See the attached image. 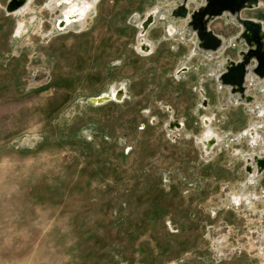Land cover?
Wrapping results in <instances>:
<instances>
[{
	"label": "rangeland",
	"instance_id": "obj_1",
	"mask_svg": "<svg viewBox=\"0 0 264 264\" xmlns=\"http://www.w3.org/2000/svg\"><path fill=\"white\" fill-rule=\"evenodd\" d=\"M202 1L0 0V264H264V77L250 60L246 97L221 79L248 45L224 13L202 48ZM239 16L264 25V4ZM149 194L165 211L128 237Z\"/></svg>",
	"mask_w": 264,
	"mask_h": 264
},
{
	"label": "water",
	"instance_id": "obj_2",
	"mask_svg": "<svg viewBox=\"0 0 264 264\" xmlns=\"http://www.w3.org/2000/svg\"><path fill=\"white\" fill-rule=\"evenodd\" d=\"M180 1L181 4L176 7L177 10H173L172 12L179 17H184L188 13V9L186 7L187 0ZM257 5V0H203L201 5H198L189 15L190 25L195 28L197 36L201 41L200 46L206 49H216L221 43V38L219 39V37L214 34L212 30L205 26V17L207 18L210 16L215 18L224 13H229L243 26L241 37L246 41L248 49L243 52V58L236 62V65L232 70L229 71L226 66V71L220 75L221 79L232 87L233 84L227 81L229 74H235L237 76L236 82L242 84L246 79L244 76L248 73L247 71L245 72V67L252 59L256 62L252 68V72L256 73L260 77H264V46L263 40L261 39V36L264 38V33L260 34L259 32L261 25L251 18H243L238 15L242 9L253 8ZM7 8H16L14 7L13 0H9ZM151 20L147 21L146 19L144 21V25L147 26ZM248 31L253 32L254 40L256 42L255 48H249V38L246 37ZM245 55H247L248 59H245ZM244 88L237 90L236 92L241 95L242 93H245ZM112 90L118 91L114 88ZM111 93L112 91L101 93L96 97L90 98L88 103L102 104L111 99H115ZM104 94L107 96L106 98L103 100H97Z\"/></svg>",
	"mask_w": 264,
	"mask_h": 264
},
{
	"label": "bare ground",
	"instance_id": "obj_3",
	"mask_svg": "<svg viewBox=\"0 0 264 264\" xmlns=\"http://www.w3.org/2000/svg\"><path fill=\"white\" fill-rule=\"evenodd\" d=\"M31 1V0H30ZM29 0H13V3H14V7L16 8H24L26 7L25 5L28 4V2H30ZM54 4V3H53ZM89 4L90 2L89 1H83L82 4H80L79 2L77 3H73L70 8L67 10V12L62 16L63 19L59 20V24L60 25H64L68 22H71V21H74V20H77L78 18L82 17V15L84 13H86L85 11L87 10V8L89 7ZM257 4H264V0H257ZM29 6V5H28ZM67 7V6H65ZM64 10V9H63ZM81 10L82 13H79ZM16 12V11H15ZM61 12V11H60ZM240 13H238L239 15ZM153 13L149 14L148 15V18H147V21L151 20V18L153 17L152 16ZM162 15V14H161ZM213 17H210L208 16L207 18L205 17V21H204V24L205 26L208 28V23L210 22V20L212 19ZM57 19V18H56ZM82 19V18H81ZM257 23H259L261 25V28L259 30L260 34L264 33V25L261 21L259 20H255ZM23 23V22H22ZM56 25V23H55ZM76 25V24H75ZM167 25V24H166ZM146 25H143V28H145ZM172 29V28H171ZM175 29V28H174ZM171 31V30H170ZM171 33V32H170ZM219 37V36H218ZM246 37L249 38V48H255L256 46V42L254 40V35H253V32L251 31H248L247 34H246ZM220 39V38H219ZM261 39L263 40V46H264V38L261 36ZM147 40V39H146ZM146 40L142 39L141 42H140V48L144 51H149L150 49V44L149 42H147ZM245 59H248L247 55H245ZM249 60H250V57H249ZM236 62L237 61H231L229 60L226 64L227 66V69L230 71L232 70L235 65H236ZM245 72L247 71L248 72V67L246 66L245 67ZM246 78V75L244 76ZM227 81H229L230 83L233 84V89H237V90H241L244 88V82L241 84V83H237L236 79H237V76L235 74H229V76L227 77ZM258 81V80H257ZM118 88V87H117ZM235 90V91H237ZM119 91L123 94V90L122 88L119 89ZM115 90H112V96L114 97V94H115ZM241 96L243 97H246L247 95L245 93H242ZM107 96L104 94L102 95L99 99L97 100H103L104 98H106ZM121 98V97H120ZM119 98V99H120ZM249 100H252L251 97H248ZM238 99V98H237ZM236 99V100H237ZM208 121V120H207ZM215 126V125H214ZM258 126V125H257ZM253 130V129H252ZM258 140V139H257ZM214 141H216V136L211 134V133H208L206 134V136L203 138V143L205 145V148L206 149H209L211 147V145L214 143ZM261 148V147H260ZM263 151V150H262ZM252 156V155H251ZM257 166L259 169H262L264 167V156H256L252 161H250L249 163V168H253Z\"/></svg>",
	"mask_w": 264,
	"mask_h": 264
},
{
	"label": "trees",
	"instance_id": "obj_4",
	"mask_svg": "<svg viewBox=\"0 0 264 264\" xmlns=\"http://www.w3.org/2000/svg\"><path fill=\"white\" fill-rule=\"evenodd\" d=\"M147 193H151V191L149 189H147ZM141 197L136 198L135 200V208L134 211L138 212L140 211L141 213H136L135 215H133V213L129 212L127 214H123L122 218L127 222V224L130 223L131 219L135 220V224L134 227L135 229H131V226L128 225L127 227V231H125L126 235L128 237L130 236H137V230L136 227L138 225V223H142L141 221L146 220V225H148L149 223V216L153 215L155 218H159L158 216L160 215V213L162 211H165V208L163 204H161V202H159V200H157V196H152L149 194L148 198L146 201H142L140 200ZM128 202V200H126ZM122 204L124 205V202H122ZM162 216L164 214H161Z\"/></svg>",
	"mask_w": 264,
	"mask_h": 264
},
{
	"label": "flooded vegetation",
	"instance_id": "obj_5",
	"mask_svg": "<svg viewBox=\"0 0 264 264\" xmlns=\"http://www.w3.org/2000/svg\"><path fill=\"white\" fill-rule=\"evenodd\" d=\"M82 11L83 10H81L79 13H82ZM245 84V83H244ZM122 88V90H123V92H124V88L123 87H121ZM120 88V89H121ZM234 90V89H233ZM246 94V93H245ZM123 96V94L118 90V91H116L115 92V94H114V98H116V99H119L120 97H122Z\"/></svg>",
	"mask_w": 264,
	"mask_h": 264
}]
</instances>
